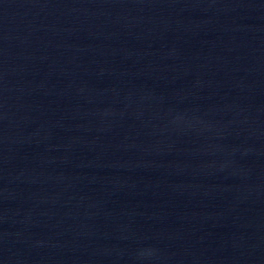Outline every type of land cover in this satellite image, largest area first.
Segmentation results:
<instances>
[{
  "label": "water",
  "instance_id": "water-1",
  "mask_svg": "<svg viewBox=\"0 0 264 264\" xmlns=\"http://www.w3.org/2000/svg\"><path fill=\"white\" fill-rule=\"evenodd\" d=\"M0 264H264V0H0Z\"/></svg>",
  "mask_w": 264,
  "mask_h": 264
}]
</instances>
